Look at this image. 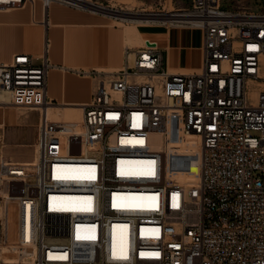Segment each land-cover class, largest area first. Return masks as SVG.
I'll return each mask as SVG.
<instances>
[{"label":"built area","instance_id":"1","mask_svg":"<svg viewBox=\"0 0 264 264\" xmlns=\"http://www.w3.org/2000/svg\"><path fill=\"white\" fill-rule=\"evenodd\" d=\"M248 1L161 0L134 12L147 25L199 30L200 68L173 71L147 41L126 47L120 69L76 70L96 84L81 129L51 136L66 128L40 112L39 158L0 166V248L32 253V264H264V12ZM48 53L46 40L41 55L1 63L0 93L56 106ZM170 112L201 140L198 183L171 178L152 147Z\"/></svg>","mask_w":264,"mask_h":264},{"label":"crops","instance_id":"2","mask_svg":"<svg viewBox=\"0 0 264 264\" xmlns=\"http://www.w3.org/2000/svg\"><path fill=\"white\" fill-rule=\"evenodd\" d=\"M190 32L175 29L166 32L174 51L166 48H161V51L170 69L173 66L175 70H180L178 72H191L200 68L201 48L197 41H189ZM180 35L186 39L182 46L175 48ZM46 40L49 43V62L53 66L48 77L47 97L58 106H48L42 110L39 107H21L14 103L0 105L2 121L7 118L9 111L16 110L43 112V120L47 116L49 123H53V116L64 117L68 111L76 110L80 113L79 107L91 101L96 84L92 78L77 74L76 70L120 69L125 64L126 47L136 49L141 44L125 27L114 24L105 15L91 11L76 10L59 4H52L46 11L39 0L33 4L28 3L22 9H0V64L10 63L17 54L41 55ZM11 136L16 138L15 134ZM174 137L171 132L168 133V154L162 153L166 156L167 163L172 154L168 142ZM39 138L38 132L36 141H39ZM39 155L40 147L36 142L33 158L18 155L13 159L30 163L38 159ZM2 160L0 155V162ZM7 255L4 254L2 264H17ZM28 260L33 261L32 253L29 254Z\"/></svg>","mask_w":264,"mask_h":264},{"label":"rangeland","instance_id":"3","mask_svg":"<svg viewBox=\"0 0 264 264\" xmlns=\"http://www.w3.org/2000/svg\"><path fill=\"white\" fill-rule=\"evenodd\" d=\"M97 5L105 7L107 10L102 13L99 11H96V13L105 15L113 21L114 24H117L119 26L125 27L129 33H133L135 35L134 25L128 22H123L120 20L112 19L113 16H124V17H136L134 15H137L138 12H145V11H152L158 9L160 7L159 2L161 0H92ZM165 1V0H162ZM174 0H166V7L169 9H173L174 5L172 3ZM248 5L251 7L252 10L256 12H264V0H251L247 2ZM164 5V4H163ZM116 12H121L124 14H119ZM136 12V13H134ZM126 13H130L126 14ZM139 15V14H138ZM138 18V17H137ZM165 32V28H163ZM179 31H193V33L198 32L195 30L190 29H175ZM134 31V32H133ZM152 32V31H151ZM154 32V31H153ZM200 35L201 33L198 32ZM196 34L193 38L192 36H189L190 42H198V45H200L201 38L200 35ZM152 40H160L157 36L149 35L147 37ZM138 39V38H137ZM186 39V37H183L180 35L178 45L175 48H179L183 45V41ZM140 41V39H138ZM139 46H142L140 44ZM201 45L199 48H201ZM176 54V52H175ZM178 72V71H177ZM58 106V105H56ZM55 108V106H51ZM7 118L5 120L0 119V155L3 157V160L5 161H13V162H20L19 160L13 159L14 156H32L34 154V145L36 143L37 133H38V126L39 121L41 118L40 111H34V110H16V111H9L7 114ZM53 123L56 124H62L66 128L64 130V133H54L51 132V136H54L55 134L60 136L66 137L68 135V132L70 131H79L80 128V113L76 110L68 111L64 117L59 116H53L52 117ZM179 119L178 116H174L171 120V129L170 132L174 136L179 132ZM12 134L16 135V138H12ZM182 135V134H180ZM253 136H258L257 133H253ZM192 143L195 144V141L192 140ZM180 145L179 141L176 137L174 139L169 140L168 142V148L171 150H177V147ZM180 151V150H179ZM174 152L170 154L169 158V166L171 169L172 174H175L176 177L183 179L184 182H191L195 180V176L193 175L192 169L196 166V156L191 155L192 161L186 162L183 159L182 152L179 153ZM164 160L166 162V156L163 155ZM0 162V166L4 161ZM187 168L188 173H185L184 170ZM12 253L9 249L0 248V264L4 261V254H8L7 256L10 257L11 260L14 262L21 263V259L24 257L21 253L15 252ZM17 256V258H16ZM21 258V259H20ZM25 263H30L31 261L28 260V258H25Z\"/></svg>","mask_w":264,"mask_h":264},{"label":"bare ground","instance_id":"4","mask_svg":"<svg viewBox=\"0 0 264 264\" xmlns=\"http://www.w3.org/2000/svg\"><path fill=\"white\" fill-rule=\"evenodd\" d=\"M76 2H78L79 4H82L85 8L91 10L92 12L99 11L104 13L107 9L103 6L97 5L95 2H93L92 0H75ZM119 14H124L121 12H116ZM129 14L130 13H126ZM114 18H117L120 21L123 22H128L131 23L132 25H134V30H135V36L140 39V42L142 44V46L145 45V43L147 41L153 43V45H157L159 48H166L168 50H170L171 52L174 51V49L171 47L170 42L168 40V33L164 32L163 30V25L162 24H156V25H147V23L145 21H142L140 18L137 17H124V16H113ZM152 31V32H151ZM154 31V32H153ZM200 32L199 30H195ZM198 32H190L189 35L193 36V38L195 37L196 34H199ZM201 33V32H200ZM149 35H153V36H157L160 40H152L149 39L147 37H149ZM188 35V34H187ZM200 35V34H199ZM189 37V36H188ZM201 38V42H202V37L200 35ZM200 42V45H201ZM140 46V47H142ZM128 48H131L128 46ZM133 49V48H131ZM171 56H173V54H171ZM172 59V57H171ZM171 69L173 71H180V70H175V68H173V66H171ZM183 72V70L181 71ZM14 103L12 101V99L10 98V96H8L6 93H0V105H5V104H12ZM81 116H80V128H81V122H82V109L81 107H79ZM174 116H177L176 114H174L173 112H170L169 115V121H168V127L167 130L165 132H159L153 135L152 137V147L154 150L160 152V153H164V154H168V149L166 148L167 145V140H168V133H170V127L171 126V120ZM179 132H177V134L175 135V137L177 138V140L179 141L180 145L177 147V150H171L172 153H176L179 150V153L182 154L184 161L189 162L192 161V157L191 155H195L197 160H196V166L192 169L193 175L195 176V180L188 182V183H198L200 181V171H201V140L197 135H193V134H183V123L181 121V118H179ZM182 134V135H180ZM174 139V138H171ZM170 139V140H171ZM192 140L195 141V144L192 143ZM37 160V159H35ZM35 160H33L32 162H34ZM20 163H25V162H20ZM166 168L168 171V174L171 178H175V179H179L181 181L184 182L183 179H180L178 177H176L175 174H172L169 163L166 162ZM185 173H188L187 168L184 170V175ZM8 250V249H7ZM11 251V250H10ZM12 253H14L13 251H11ZM15 254V253H14ZM24 257L21 259V263H19L17 260V264H32V262L30 263H25L24 260L25 258H28L29 254H23ZM17 258V256H16ZM18 259V258H17Z\"/></svg>","mask_w":264,"mask_h":264},{"label":"water","instance_id":"5","mask_svg":"<svg viewBox=\"0 0 264 264\" xmlns=\"http://www.w3.org/2000/svg\"><path fill=\"white\" fill-rule=\"evenodd\" d=\"M148 45H150V43H148Z\"/></svg>","mask_w":264,"mask_h":264}]
</instances>
